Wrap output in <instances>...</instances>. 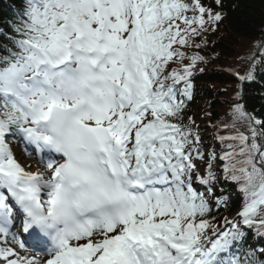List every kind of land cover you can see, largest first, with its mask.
I'll use <instances>...</instances> for the list:
<instances>
[{
    "label": "trees",
    "instance_id": "obj_1",
    "mask_svg": "<svg viewBox=\"0 0 264 264\" xmlns=\"http://www.w3.org/2000/svg\"><path fill=\"white\" fill-rule=\"evenodd\" d=\"M51 1L0 0L2 105L5 104L1 95L5 79L26 55L25 45L38 34L45 16L44 7ZM163 8L167 9V16L157 21L146 37L151 60L147 73L150 87H159L161 96H167L169 89L185 82L190 83L193 90L190 100L166 106L158 116L165 131L166 152L181 158L184 148L198 135V131L189 129L191 109L198 106L204 119L216 127L225 126L224 133L228 132L230 121L239 129L238 123L242 120L249 134L240 139V145L223 138V149L231 153L242 148L250 169L255 168L253 158L261 150L260 163L264 169V43L249 66L246 78H242V67L248 64L261 39L264 42V0H165ZM246 44L250 45L249 53L248 50L243 52L242 46ZM5 110L0 106L2 113ZM248 118L254 127L249 125ZM234 127L229 132L235 136ZM208 169L213 170L210 179H215L218 171L213 169V165ZM253 174L257 175L255 170ZM184 175L188 177L185 172ZM250 184L245 182L242 187L248 189ZM215 185L221 189L218 195L211 193L213 189L209 188L207 180H198L197 187L193 189L197 204L191 211L186 209L172 216L178 229L214 230L216 220L223 213L219 215V197H225L229 190L221 184ZM198 188H201L200 192ZM205 194L217 199L216 202L206 203ZM240 201V197L233 202L229 197L224 199L225 212L232 213ZM258 222L263 232L264 215ZM224 244L227 243L223 240L218 245ZM235 249H239L241 260L237 264H264V259L258 257L259 252L251 250L248 245Z\"/></svg>",
    "mask_w": 264,
    "mask_h": 264
},
{
    "label": "rangeland",
    "instance_id": "obj_2",
    "mask_svg": "<svg viewBox=\"0 0 264 264\" xmlns=\"http://www.w3.org/2000/svg\"><path fill=\"white\" fill-rule=\"evenodd\" d=\"M69 27L70 28L71 27H74V28H76V30H78V32L76 34L77 36H76V39H75V41L78 42L77 41L78 38L80 36H83L82 32L79 30L78 24L75 23V22H70ZM70 45H71V42H70ZM242 48L244 49L243 52H245L247 50H248V53L251 52L250 49H249L250 48V45H247V44L246 45H243ZM251 54H253V53H251ZM248 58H250V57H248ZM33 65L34 64H31V62H30V65L28 66L27 69L30 70ZM243 69H244V66L242 67V70ZM34 75H38V73L37 72H34ZM133 105L142 106L143 104L136 101L135 103H133ZM149 108L151 109V107H149ZM148 113H149V109H147V111H146V116H144V118L143 117L140 118V122H139L140 123V126L138 127V129H136V135H137V137H143L144 140L148 142V149H150V147L152 146L153 142L155 140L156 141L159 140V136L156 134V128L154 126V123L149 121ZM198 115H200V110H199V108L194 107V109H193V118H194V120H195V122L197 124H202V121H201V119H200V117ZM242 125H244V128H245L246 124L241 120L240 128L239 129L236 128V136L237 137L239 135V132H242L244 130V128H242ZM24 127H25L24 124L19 125V128L20 129L21 128H24ZM204 127H206V128H204L206 133L203 134V136H204L203 141L204 142H206V141L207 142H212L213 134H211L210 132L207 131L208 124L205 123V126ZM0 153L1 154L5 153L10 158V160L13 163H14V159H17L18 162H20V160H21L20 155H19V149H18L17 146H15V147L14 146L8 147L7 145H5L3 143H0ZM157 160H158V162H160L159 159H157ZM155 161L156 160H154L153 159V156H152L150 158V160H149V164L152 167H154V164L153 163ZM161 166L162 167H159V168H153V170L154 171H157V170H161V169H168V167H169L170 170H171L170 172L172 174L174 173V174L178 175V171L173 166H168V167L167 166H164V165H161ZM181 182L182 183L180 185H178L179 183L177 182L176 184L178 186L175 185V188H173L174 190L172 189L173 190V193L171 195L172 197L175 194L178 193V191H179V188L178 187L182 186V184H183V181H181ZM183 187H184L183 189L186 190V186H183ZM172 200H173V198H171L169 201L172 202ZM170 202H168V203H170ZM162 224L165 227V223H162ZM100 227L103 228V229H106L105 225H100ZM161 233H164L163 236H164L165 239H167V240H176L178 242H186V241L189 240V237H190V235H188L187 233H183V235L181 237H179V238L178 237H174V236L171 235V231L169 229H166V228L163 229V232H161ZM4 247H5V244L2 243V242H0V249L1 248H4ZM0 257H1V253H0ZM0 263H2L1 258H0Z\"/></svg>",
    "mask_w": 264,
    "mask_h": 264
},
{
    "label": "bare ground",
    "instance_id": "obj_3",
    "mask_svg": "<svg viewBox=\"0 0 264 264\" xmlns=\"http://www.w3.org/2000/svg\"><path fill=\"white\" fill-rule=\"evenodd\" d=\"M89 45H92V44H89ZM48 108H49L48 106H45V105H42V104L39 103L38 110L37 111H33L32 110L30 112V114L32 115L33 122L37 123L38 120L43 119L46 116V114H47ZM110 108H111V106L108 104L103 110L99 111L98 115L92 117V121L91 122L94 123V122L99 121L104 116L103 115V111L106 110V109L109 110ZM118 117H120V116H118ZM32 132L34 134H36L35 133V129H33ZM137 143H138L140 148H143L145 146V144L142 143V142H137ZM134 152H136V151H134ZM126 161L128 163H132L133 162V157H129L128 159H126ZM1 164H2L3 167L13 168V166H12V164L10 162L2 161ZM26 166L30 167V166H32V164L28 163ZM21 171L23 173H25L24 170H21ZM29 176L34 178L33 181H32L33 183H36L38 181H43V182L46 181V178H45L46 177V173H41V174L36 175V176H33L31 174ZM115 219L121 220L123 218L121 216H117ZM105 221H108V220H105ZM134 236L136 237L137 240L142 241L149 249H151V252H152L153 256L156 258V263L167 264L169 261H172V259H174V258H171L170 256H167L168 253H172L175 256V254H180V253L184 252L185 249H187V248H184V247H182L181 249H177L173 245L177 246L178 245V241H174V240L173 241H168V240H166L164 238H161L159 235H157L154 232H149V231H148V233L147 232H134ZM89 239H91V240H89ZM89 239H88L89 241L86 240L81 245H93L94 244V245H97L98 248L101 246L99 237L92 235L91 238H89ZM223 240L220 237H216L214 241L217 244H219ZM86 243H90V244H86ZM17 252L18 251L15 252L11 248H9L8 250H4L5 257H8V258L16 257L17 256Z\"/></svg>",
    "mask_w": 264,
    "mask_h": 264
}]
</instances>
